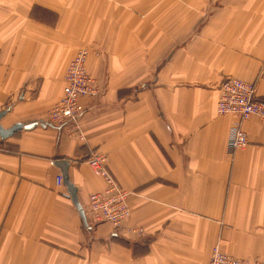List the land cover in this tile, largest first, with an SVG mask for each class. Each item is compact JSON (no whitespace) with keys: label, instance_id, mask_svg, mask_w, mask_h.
<instances>
[{"label":"crops","instance_id":"1","mask_svg":"<svg viewBox=\"0 0 264 264\" xmlns=\"http://www.w3.org/2000/svg\"><path fill=\"white\" fill-rule=\"evenodd\" d=\"M85 44L103 50L87 61L100 92L77 125L51 124ZM232 76L264 98V0H0L1 123L51 124L0 137V264H206L217 244L264 264V122L242 120L249 142L228 148ZM94 151L131 192L124 231L90 215Z\"/></svg>","mask_w":264,"mask_h":264},{"label":"built area","instance_id":"2","mask_svg":"<svg viewBox=\"0 0 264 264\" xmlns=\"http://www.w3.org/2000/svg\"><path fill=\"white\" fill-rule=\"evenodd\" d=\"M89 50L79 49L70 60L65 74L61 98L49 109L47 120L53 124L63 125L77 120L82 112L80 99L99 94L96 80L87 68ZM219 115L234 114L238 120L231 126L228 136V148L235 150L245 147L249 140L241 126L242 120L253 116L264 122V98L256 96L253 82L238 77L226 78L221 87V95L217 103ZM80 139L84 137L79 134ZM87 162L96 176L105 181L103 190L94 192L89 199V212L97 223H109L114 230H126L130 216L128 197L130 192L122 187L107 167L108 157L100 151L92 152ZM57 183L63 184L62 174L57 176ZM139 233L142 230H138ZM208 264H250L249 260L235 257L222 251L218 246L212 250Z\"/></svg>","mask_w":264,"mask_h":264},{"label":"water","instance_id":"3","mask_svg":"<svg viewBox=\"0 0 264 264\" xmlns=\"http://www.w3.org/2000/svg\"><path fill=\"white\" fill-rule=\"evenodd\" d=\"M10 111V107L7 108L6 110H2L0 111V137L5 139L11 135H13L15 132L25 129V130H30L32 128H34L35 126H37L38 124L41 125H51L49 122H45V121H41V120H35L32 122H28V123H23V122H17L15 124H13L12 126L5 128L2 123H1V119L3 118V116ZM69 161L68 160H58L56 162V165H58L62 171V177H63V183L64 185L67 187L68 192L71 195V199L74 202L75 206L78 208L81 217L84 219L85 223H86V213L85 210L82 206V204L79 201V197L77 194V188L76 186L71 182L70 178H69V174H68V167H69Z\"/></svg>","mask_w":264,"mask_h":264},{"label":"rangeland","instance_id":"4","mask_svg":"<svg viewBox=\"0 0 264 264\" xmlns=\"http://www.w3.org/2000/svg\"><path fill=\"white\" fill-rule=\"evenodd\" d=\"M86 48L89 50V56L90 55H94V56H97V57H99V56H101L102 54H103V50L101 49V47H98L97 45H88V44H85V45H82V46H80V48L79 49H84V50H86ZM79 49H78V51H79ZM77 51V52H78ZM76 55V54H75ZM74 57V56H73ZM47 115V114H46ZM48 117V116H47ZM105 182V181H104ZM106 185V184H105ZM123 187V186H122ZM124 188V187H123ZM104 189V188H103ZM102 189V190H103ZM127 190V189H126ZM101 191V190H100ZM95 192H98V191H95ZM130 192V191H129ZM92 193H94V192H92ZM91 193V194H92ZM90 194V195H91ZM130 194H131V192H130ZM130 194H129V196H130ZM129 198V197H128ZM89 199H90V196H89ZM101 223H103V222H101ZM215 246H218L220 249H221V247H220V245L219 244H217V245H215ZM214 246V247H215ZM213 247V248H214ZM213 248H212V250H213ZM222 250V249H221ZM223 251V250H222ZM225 252V251H224ZM211 253H212V251H211ZM227 253V252H226ZM234 256V255H233ZM210 257H211V254H210ZM235 257H237V256H235ZM241 258V257H240ZM245 259V258H244ZM209 260H210V258H209ZM248 260V259H247ZM209 262V261H208ZM208 262L206 263V264H208Z\"/></svg>","mask_w":264,"mask_h":264}]
</instances>
